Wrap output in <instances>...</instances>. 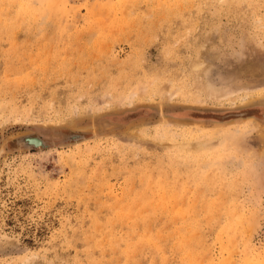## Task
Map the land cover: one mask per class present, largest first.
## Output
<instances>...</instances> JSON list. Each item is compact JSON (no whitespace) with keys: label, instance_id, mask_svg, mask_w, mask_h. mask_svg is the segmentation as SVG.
Wrapping results in <instances>:
<instances>
[{"label":"rangeland","instance_id":"rangeland-1","mask_svg":"<svg viewBox=\"0 0 264 264\" xmlns=\"http://www.w3.org/2000/svg\"><path fill=\"white\" fill-rule=\"evenodd\" d=\"M0 264H264V0H0Z\"/></svg>","mask_w":264,"mask_h":264},{"label":"water","instance_id":"water-1","mask_svg":"<svg viewBox=\"0 0 264 264\" xmlns=\"http://www.w3.org/2000/svg\"><path fill=\"white\" fill-rule=\"evenodd\" d=\"M70 133L71 134L62 132L61 140H77L83 137L82 133H78V132H70ZM11 140L15 148H21V149H31L34 147H45V146L55 143V141H48L46 139H41V138L36 139V141H26L25 139L20 138V135L12 136Z\"/></svg>","mask_w":264,"mask_h":264},{"label":"bare ground","instance_id":"bare-ground-1","mask_svg":"<svg viewBox=\"0 0 264 264\" xmlns=\"http://www.w3.org/2000/svg\"><path fill=\"white\" fill-rule=\"evenodd\" d=\"M69 134H71V133H69ZM20 138L25 139L26 141H36V139H38L40 137L38 135H36L35 133H26V134L20 135Z\"/></svg>","mask_w":264,"mask_h":264}]
</instances>
